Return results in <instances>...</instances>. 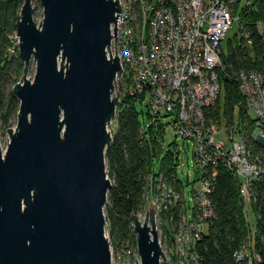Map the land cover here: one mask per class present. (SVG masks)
<instances>
[{
  "label": "water",
  "instance_id": "1",
  "mask_svg": "<svg viewBox=\"0 0 264 264\" xmlns=\"http://www.w3.org/2000/svg\"><path fill=\"white\" fill-rule=\"evenodd\" d=\"M39 1V24L32 0L15 20L23 74L11 88L16 125L0 148V264H112L105 150L122 71L110 26L116 41L121 8L118 0ZM132 232L140 264L165 259L152 209L132 216Z\"/></svg>",
  "mask_w": 264,
  "mask_h": 264
},
{
  "label": "built area",
  "instance_id": "2",
  "mask_svg": "<svg viewBox=\"0 0 264 264\" xmlns=\"http://www.w3.org/2000/svg\"><path fill=\"white\" fill-rule=\"evenodd\" d=\"M233 1L118 0L121 10L116 41L114 23L110 26V54L115 56L116 48L122 69L115 79L113 93L116 95L120 83L119 101L128 94L147 108L146 128L141 126L139 130L141 140H148L150 132L163 131L162 119L167 117L175 134L193 150L198 182L192 190V204H187L183 183L176 173L168 177L157 172L146 179L145 207L151 200L161 233L160 246L163 242L170 249V257L175 253V264H197L195 245L214 218L209 193L214 188L218 165L238 181L242 213L249 228L246 240L234 252V259L244 264L260 261L258 253L251 251L253 226L249 214L254 218L251 204L256 199L255 187L264 177L262 73L242 69L236 74L238 90L245 101L243 117L239 115V103L230 118L222 109L217 117L211 114L221 93V42L233 21L239 22L236 11L254 0H239L236 9ZM239 30L250 45L242 25ZM14 38L17 40L15 34L11 35V42ZM106 53L109 55L108 50ZM162 137L163 133L158 139L161 148ZM162 225L173 237V247L162 234ZM165 262L166 259L161 260L160 264Z\"/></svg>",
  "mask_w": 264,
  "mask_h": 264
},
{
  "label": "trees",
  "instance_id": "3",
  "mask_svg": "<svg viewBox=\"0 0 264 264\" xmlns=\"http://www.w3.org/2000/svg\"><path fill=\"white\" fill-rule=\"evenodd\" d=\"M22 2L23 0H0V114L3 126L8 125L11 116L17 115L19 106V101L12 97L11 91H6L5 84L13 66L17 74L22 68L18 55L8 52ZM238 3L239 0L232 2L234 9ZM236 14L239 15V25L248 33L251 44L246 43L239 30V34L228 40L226 52L221 48L223 68L218 71L221 93L211 111L214 117L222 109L230 118L238 103L239 115H245V101L236 81V74L240 70L255 69L264 78V2L254 0L247 7L236 11ZM258 25L261 27L258 28ZM138 104L141 101L128 94L120 99L116 107L111 143L105 150L107 175L111 181L105 217L108 233L117 245H125L128 237H134L132 216L144 211L148 175L162 172L170 177L175 173L177 156L168 151L160 158L162 148L158 139L162 136V130L150 132L148 140H141L139 130L142 125L136 108ZM248 127L247 124L246 128ZM216 171L214 188L209 193L214 218L195 245L197 264H244L237 263L234 259V252L246 240L249 232L242 213L238 181L222 165H218ZM255 198L251 204L254 215L250 235L251 251L252 254L258 253L260 258L255 264H264V177L255 187ZM167 232L166 225H162V234L166 236L169 246L173 247V237ZM175 263L176 255L172 252L171 264Z\"/></svg>",
  "mask_w": 264,
  "mask_h": 264
},
{
  "label": "rangeland",
  "instance_id": "4",
  "mask_svg": "<svg viewBox=\"0 0 264 264\" xmlns=\"http://www.w3.org/2000/svg\"><path fill=\"white\" fill-rule=\"evenodd\" d=\"M32 6L34 9L33 18L36 21V23L39 24L43 18V9L40 4V1L32 0ZM237 34H239V22L237 20H234L230 29L228 30L226 34L225 40L221 42V48L224 52H226L228 40L233 39L234 36ZM8 52L10 54L12 53V54L18 55V42L15 38H14V41L11 42V45L8 48ZM35 66H36L35 62L33 63V60L31 59L29 67L27 69V73H26V78H28L29 80L33 79V76L35 73ZM22 74H23V64L18 74L16 73L15 66H13L10 69L7 82L5 84L6 91H11L13 84L21 81ZM222 96L223 95H221V97ZM136 108H137V111L139 112L138 117H139L140 123L143 128H146L148 117L145 116V112L147 111V108L143 104H138ZM140 112H142L143 114H141ZM167 122H168L167 117L162 119V123L164 124L163 137H162L164 146L162 148L160 158L163 157L166 153H168V151L173 152L177 156V159L175 161L176 163L175 173L177 174L180 181L183 183L184 197H185L187 204L190 205L192 204V190L194 188H197V182H198L195 176L197 169L193 165V150L191 146L187 147L188 142L178 137L175 134L173 128ZM15 125H16V115L11 116L8 120V125L3 126L1 114H0V148H1L2 153L5 151L8 140H9L8 135H7V129L8 128L13 129ZM114 128H115V120H113L108 125V130L110 131V133L114 130ZM105 169L107 173L106 157H105ZM106 203H107V199H106ZM106 203L104 206V215H105ZM150 209H152L151 200H149V202L146 204V207L144 208V211L140 213L139 218L143 220L146 213ZM249 217H250L251 224H253V218L250 214H249ZM105 228H106V235L109 240V245H110V250H111V263L112 264H136L135 263V260H136L137 264H140V259H139V255L137 253V248H136L135 236L128 237L125 245H117L112 241V238L108 233L107 221L105 222ZM158 236L161 238V233L159 231H158ZM161 247L166 257L165 258L166 262L164 264H169L170 258H171L170 249L166 248L163 242L161 243Z\"/></svg>",
  "mask_w": 264,
  "mask_h": 264
}]
</instances>
